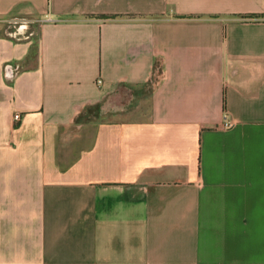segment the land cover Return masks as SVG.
Here are the masks:
<instances>
[{
	"label": "crops",
	"instance_id": "0c3cea01",
	"mask_svg": "<svg viewBox=\"0 0 264 264\" xmlns=\"http://www.w3.org/2000/svg\"><path fill=\"white\" fill-rule=\"evenodd\" d=\"M11 18L36 33L0 22V264H264V0Z\"/></svg>",
	"mask_w": 264,
	"mask_h": 264
},
{
	"label": "rangeland",
	"instance_id": "374dc122",
	"mask_svg": "<svg viewBox=\"0 0 264 264\" xmlns=\"http://www.w3.org/2000/svg\"><path fill=\"white\" fill-rule=\"evenodd\" d=\"M1 23H4L3 25H1V31L6 30L8 31L10 34L14 35L15 37H23L25 35H29L31 32L33 33L32 36L30 37H34V41H35V33H36V25L34 21H27L26 19H7V20H0ZM33 41V48L31 51V56H34L35 50H36V46L35 43Z\"/></svg>",
	"mask_w": 264,
	"mask_h": 264
},
{
	"label": "built area",
	"instance_id": "2783aa9c",
	"mask_svg": "<svg viewBox=\"0 0 264 264\" xmlns=\"http://www.w3.org/2000/svg\"><path fill=\"white\" fill-rule=\"evenodd\" d=\"M97 82L98 83H100V79H98L97 80ZM13 119L16 121V120H19L20 119V115H19V113H15V114H13ZM230 125H232V122L231 121H224L223 123H222V125L221 126H223V127H228V126H230Z\"/></svg>",
	"mask_w": 264,
	"mask_h": 264
},
{
	"label": "trees",
	"instance_id": "16d2710c",
	"mask_svg": "<svg viewBox=\"0 0 264 264\" xmlns=\"http://www.w3.org/2000/svg\"><path fill=\"white\" fill-rule=\"evenodd\" d=\"M247 17H249V18H252V17H256V16H247ZM105 18H112V16H106Z\"/></svg>",
	"mask_w": 264,
	"mask_h": 264
}]
</instances>
